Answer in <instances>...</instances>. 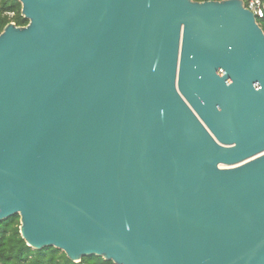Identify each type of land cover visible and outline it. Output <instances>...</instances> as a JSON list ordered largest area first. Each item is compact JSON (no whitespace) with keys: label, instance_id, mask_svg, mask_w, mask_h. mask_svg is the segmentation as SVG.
<instances>
[{"label":"water","instance_id":"obj_1","mask_svg":"<svg viewBox=\"0 0 264 264\" xmlns=\"http://www.w3.org/2000/svg\"><path fill=\"white\" fill-rule=\"evenodd\" d=\"M19 2L0 223L75 263L264 264V30L244 1Z\"/></svg>","mask_w":264,"mask_h":264},{"label":"trees","instance_id":"obj_2","mask_svg":"<svg viewBox=\"0 0 264 264\" xmlns=\"http://www.w3.org/2000/svg\"><path fill=\"white\" fill-rule=\"evenodd\" d=\"M11 23L24 27L29 21L22 16L19 0H0V34ZM259 23L264 30V21ZM20 220L19 216H14L0 223V264H114L96 256L85 257L75 263L53 247L34 250L21 237Z\"/></svg>","mask_w":264,"mask_h":264},{"label":"built area","instance_id":"obj_3","mask_svg":"<svg viewBox=\"0 0 264 264\" xmlns=\"http://www.w3.org/2000/svg\"><path fill=\"white\" fill-rule=\"evenodd\" d=\"M198 2H206V1H216L222 2L226 0H195ZM245 7L247 10L252 12L259 23V21H264V2L262 0H243ZM260 24V23H259ZM261 26V24H260ZM262 27V26H261Z\"/></svg>","mask_w":264,"mask_h":264}]
</instances>
